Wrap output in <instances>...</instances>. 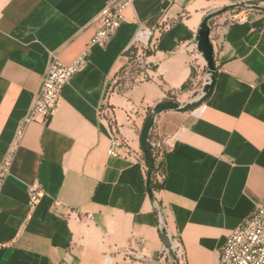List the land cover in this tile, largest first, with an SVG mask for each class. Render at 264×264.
<instances>
[{"label": "crops", "instance_id": "0c3cea01", "mask_svg": "<svg viewBox=\"0 0 264 264\" xmlns=\"http://www.w3.org/2000/svg\"><path fill=\"white\" fill-rule=\"evenodd\" d=\"M112 1L0 0V163L16 147L0 196V264H218L227 236L264 200V11L251 9L264 0H134L110 41L90 45ZM225 8L209 22L211 95L154 121L166 178L150 193L144 122L164 99L183 106L209 82L198 31ZM141 30L142 71L120 82ZM54 56L83 64L53 115L25 123ZM33 185L42 196L28 207Z\"/></svg>", "mask_w": 264, "mask_h": 264}, {"label": "built area", "instance_id": "2783aa9c", "mask_svg": "<svg viewBox=\"0 0 264 264\" xmlns=\"http://www.w3.org/2000/svg\"><path fill=\"white\" fill-rule=\"evenodd\" d=\"M133 1L114 0L110 3L97 21L98 29L93 35L90 45L104 46L110 41L121 25L124 10ZM143 34H145L144 30L138 32L132 46L139 47L144 51L147 47V39L145 42L141 40L140 35ZM82 64L83 57H78L68 65L62 63L56 56L52 57L41 79L30 112L25 118V123L31 121L43 123L53 115L60 105L63 88L80 70ZM20 133L21 131L18 132V137L21 135ZM114 146H117L116 142H114ZM115 147L110 149L108 154L120 156L121 154ZM15 148L12 147L0 163V196L5 182L11 174ZM144 170H147L146 166H144ZM27 196L28 207H34L42 196V190L37 185L30 186L27 189ZM155 211L158 229L160 232L166 231L167 225L163 210L156 205ZM167 255L169 256L170 252L163 247L162 256ZM170 264H184V259L171 257ZM218 264H264V200L254 208L241 225L233 229L227 236L219 251Z\"/></svg>", "mask_w": 264, "mask_h": 264}, {"label": "water", "instance_id": "95a60500", "mask_svg": "<svg viewBox=\"0 0 264 264\" xmlns=\"http://www.w3.org/2000/svg\"><path fill=\"white\" fill-rule=\"evenodd\" d=\"M251 9L256 10V11H264L262 7L257 6V5L252 6ZM227 10L228 8H225L221 11H215V12L209 13L203 20L202 24L200 25V29L198 31L197 48L202 53V56L204 60L206 61V68L210 76L209 82L205 83L202 87L201 96L197 100L191 101L183 106L179 103L172 102V101L160 102L153 108L152 112L148 115V117L146 118L144 122L143 128L141 130V134H140V144H141L142 152L146 159V168H147L148 176L153 168V161L150 158V153H149L148 137L154 125L155 119L163 112L169 111V110L180 111V112L194 110L200 107L202 104H204V102L209 98V96L212 93L214 82H215V66H214L213 46L210 43V39H209V36H210L209 22L213 18L221 15ZM147 183H149V178H147ZM161 239H162L164 247L167 248L169 252H171L172 251V241H171L170 236L167 234V231L164 230L161 232Z\"/></svg>", "mask_w": 264, "mask_h": 264}, {"label": "trees", "instance_id": "16d2710c", "mask_svg": "<svg viewBox=\"0 0 264 264\" xmlns=\"http://www.w3.org/2000/svg\"><path fill=\"white\" fill-rule=\"evenodd\" d=\"M136 49H137L136 46H132L126 52V56L129 59V66H131V63H132L131 60L134 56V52L136 51ZM139 69L140 68L138 67V69L133 71V73H131V77L129 79H122L123 77H121V76L124 75L125 69L123 71H121L119 74L120 82L121 81H123L125 83L126 82H133L135 80L136 76L142 71V69H140V70ZM188 86L189 85H186L184 88L187 89ZM167 101L168 100L164 99L162 102H167ZM170 101H172V100L170 99ZM153 143L156 145H152ZM148 146H149L150 158L153 161V168H152L151 172L149 173V176H148L147 170H145V172H146V177L149 178L148 189H149V192L151 193L154 190L160 189L164 184V181L166 178V172L163 168L162 160H163V157L165 155L166 148L154 138L152 133H149ZM142 161H143V165L146 166V159H145L144 154L142 155ZM159 176L161 177L160 179H159Z\"/></svg>", "mask_w": 264, "mask_h": 264}, {"label": "rangeland", "instance_id": "374dc122", "mask_svg": "<svg viewBox=\"0 0 264 264\" xmlns=\"http://www.w3.org/2000/svg\"><path fill=\"white\" fill-rule=\"evenodd\" d=\"M143 60H144V51L141 48L138 47L136 49V51L134 52V56H133V58L131 60L132 61L131 66H129V65L127 66V68L125 69L124 75L121 76V77H123L122 79H129L131 77V73H133V71H135L136 69H138V67L140 69H142ZM128 61H129V59H128ZM189 88L190 87L188 86L187 89H189ZM197 89H199V93H195L193 95V101L197 100L201 96V94H202V88H201V82L200 81L197 83ZM170 99L173 102H175V97L169 96L166 100L170 101Z\"/></svg>", "mask_w": 264, "mask_h": 264}, {"label": "bare ground", "instance_id": "6f19581e", "mask_svg": "<svg viewBox=\"0 0 264 264\" xmlns=\"http://www.w3.org/2000/svg\"><path fill=\"white\" fill-rule=\"evenodd\" d=\"M144 35H146V38H145V39H142V36H144ZM140 38H141V40H142V41H144V42H145V41H146V39H147V34L145 33V34H143V35H140Z\"/></svg>", "mask_w": 264, "mask_h": 264}]
</instances>
